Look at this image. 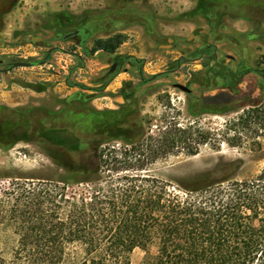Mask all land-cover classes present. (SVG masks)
Here are the masks:
<instances>
[{"label": "rangeland", "instance_id": "rangeland-1", "mask_svg": "<svg viewBox=\"0 0 264 264\" xmlns=\"http://www.w3.org/2000/svg\"><path fill=\"white\" fill-rule=\"evenodd\" d=\"M78 1V13L69 14L67 7L71 5L68 0H0V12H6L0 30V77H3L1 73H7L4 70L14 61L36 63L30 67L14 68L11 75L14 81L29 84L31 78L37 81L34 85L48 89L40 95L42 104L37 108L55 113L67 107L65 99L60 97L66 86L62 84L59 87L63 89H60L57 84L64 83L73 73V78H70L72 85L83 84L86 88L97 89L101 92L98 94L104 96L93 103L90 96L98 94H86V97H80L87 101L83 103L79 101V95H74L71 97L74 108L103 111L128 108L132 130L137 134L141 130L145 133L134 144L123 138H109L107 134L97 136L95 141L102 144L101 149L110 148L122 158L125 156L124 148L129 151L132 147L144 145L146 153L154 159L147 167V173L172 185L186 176L203 172H212L219 178L252 179L264 170L261 74L247 75L237 93L223 87L208 92L201 89L203 84L208 85L205 80L211 68H218V58L231 69L243 60L250 66L264 68V15L254 12L250 14L254 20L238 18L229 15L227 7H212L210 13L203 14L199 10L195 12L198 0H155L152 3L147 0ZM24 13L26 18H23ZM65 13L72 17L71 20L64 19ZM93 18H101L103 24L96 26L91 22ZM126 19H132V24L128 25ZM81 27L89 31L90 38L86 42L89 49L94 46L96 38H107L117 33L124 35L125 41L116 52L130 57L132 62L123 63L121 69L109 74L113 63L111 54L101 51L96 57L104 62L95 63L91 61L95 53L87 56L78 38H64L65 32ZM201 30L207 31L201 36L202 42L217 45L216 49L202 55L199 51L194 52L202 42L188 41L192 33L199 34ZM169 38L174 39V45L162 48L160 45L168 44ZM48 52L51 54L49 59L46 56ZM79 56L82 60L78 59ZM197 56L201 58L189 60ZM232 56L235 61L228 58ZM70 59L74 60L71 65ZM135 59L140 62L136 63ZM76 63L85 69L72 68ZM96 70L101 71L99 79L89 78L92 77L90 73ZM155 75L152 81L142 80ZM50 76L53 80H41ZM142 82L144 85H140ZM177 83L191 87L192 93L175 87ZM55 87L57 90H53ZM124 91L132 96L123 97ZM254 107L261 108L259 117L253 115L245 120L239 119ZM33 119L36 123L45 120L51 125H67L62 119L49 118L43 110L36 112ZM183 128L189 129L191 133L188 134L192 136L186 143L180 142L183 139L180 130ZM59 136L71 138L64 131ZM173 138H179L178 142L174 144ZM151 147L156 149V154ZM192 149L197 150L196 155L189 154ZM89 150L81 149L66 157L79 159ZM58 153L45 142L19 141L7 149L0 147V190L6 188L14 177H29L37 181L48 178L60 180L61 185L67 184L70 189L80 192L85 187L78 182L80 176L56 164L52 155L58 157ZM122 153L124 156L121 157ZM11 237V230L0 225V245L7 247L6 241ZM143 257L144 253L136 249L132 255L133 263L141 264Z\"/></svg>", "mask_w": 264, "mask_h": 264}, {"label": "trees", "instance_id": "trees-1", "mask_svg": "<svg viewBox=\"0 0 264 264\" xmlns=\"http://www.w3.org/2000/svg\"><path fill=\"white\" fill-rule=\"evenodd\" d=\"M212 7H227L228 14L238 18L254 20L250 16L254 12L264 15V0H198L195 12L210 13ZM5 13L0 12V30ZM69 14H63L64 19L71 20ZM124 41L120 33L96 38L94 46H84L83 51L87 56L100 50L113 55ZM50 55L46 54L48 59ZM220 74L226 77L224 71ZM239 80L231 87L233 92L239 91ZM122 95L132 96L125 91ZM65 103L67 107L55 113L0 106L1 148L19 141L45 142L59 151L60 156L52 155L56 164L80 176L78 182L85 186L76 192L60 180L14 177L0 190V225L12 232L7 247L0 245V264H134L136 249L144 253L141 264H264V170L252 179L203 172L172 185L147 173L154 159L144 145L124 148L120 158L117 151L103 150L95 141L104 134L129 144L140 140L145 133L132 130L128 108L76 109L71 98ZM40 110L67 125L36 123L33 116ZM260 111L254 107L239 119L259 117ZM61 131L71 138H60ZM180 132L181 143L192 137L187 128ZM86 148L91 152L79 159L66 157ZM151 151L157 152L152 147ZM189 154L196 155L197 150Z\"/></svg>", "mask_w": 264, "mask_h": 264}, {"label": "crops", "instance_id": "crops-1", "mask_svg": "<svg viewBox=\"0 0 264 264\" xmlns=\"http://www.w3.org/2000/svg\"><path fill=\"white\" fill-rule=\"evenodd\" d=\"M37 1L46 2V1H52V0H37ZM68 1L70 3L71 7H67V11L71 14H77L78 12L76 10V8H77L76 6L77 5L79 6L80 1H78V0H68ZM147 2L152 3V2H155V0H147ZM83 10H85V9H83ZM26 17H27V15H26V13H24L23 18H26ZM101 24H103V20H101V19L95 23L96 26L101 25ZM100 52L101 51L96 52L94 55V58H92L91 61H93L95 63L104 62L100 57H96ZM73 61H74L73 59H70V65H71V62H73ZM77 64L78 63H76V65H75L77 67L73 66L72 68H76L79 71H83L85 69V67H82V66L77 65ZM67 66L69 69V65H67ZM101 69H102V67H100V70ZM99 72H101V71L96 70L94 73L91 72L90 74H92V77H89V78H93L94 80L99 79V75H100ZM1 75L3 77H0V106L2 105V106L11 107V108L40 107L39 104H42L40 102V95L45 93V91L48 89H44V90L37 89L38 87L34 86V84H37V81H33L31 78H29V79H30V82L32 84L30 82H29V84H25L23 82L14 81L13 80L14 77L11 75V70L7 71V73L3 72V73H1ZM70 78H73V73L72 74L70 73L69 77L65 79L64 83H58L57 84V87L60 89H63L62 87H59L62 84H64L66 86L65 93L60 95V97L63 99H70L74 95H79V98H80V97L86 96V94L101 93L97 89H89V88H82L81 89L78 86L79 85L78 83L72 85L70 82ZM41 80H53V76H50L48 79H41ZM91 84H94V83H89V85H91ZM57 87H55L53 90H57ZM103 97L104 96H102L101 94L92 95L91 101L93 103H96L99 99H102Z\"/></svg>", "mask_w": 264, "mask_h": 264}, {"label": "flooded vegetation", "instance_id": "flooded-vegetation-1", "mask_svg": "<svg viewBox=\"0 0 264 264\" xmlns=\"http://www.w3.org/2000/svg\"><path fill=\"white\" fill-rule=\"evenodd\" d=\"M128 25H131V24H128ZM76 30H80V32L73 37H76L79 39L80 46L83 50L84 46L86 47V42L90 38L89 31L87 29L81 27L78 29L71 30L69 33L76 31ZM69 33H67V34H69ZM67 34H65V35H67ZM192 34H193V38L191 40H189V37ZM192 34L188 37V41L202 42L203 39L201 38V36H202V34H207V31L201 30L199 34H197V33H192ZM194 36H197V37H194ZM35 38L36 37H33L34 40H36ZM169 39H172V38H169ZM169 39H168V44H161L160 46L171 45V47H172L174 45L173 44L174 39H172L171 42L169 41ZM216 46L217 45H212V44H208L206 42H202L201 45L197 49H194V52L199 51V54L202 55V54H205L207 51H211L212 49H216ZM171 47H169V48H171ZM197 57L195 59H189V60H195L196 61V60H199L201 58L200 56H197ZM129 58L130 57L125 56V55H124V58H120L117 53L113 54V56H112L113 63L111 65L108 73L112 74V73L117 72V70L121 69L123 63H126V62L131 63L132 61L129 60ZM228 58L231 61H235V57H233V56L228 57ZM135 60H136V63L140 62L138 59H135ZM217 63H218V68L212 67L211 72L209 71L210 72V78L207 77V79L205 80L208 85L203 84L201 86L202 91H203V87L206 89L204 92L216 90L219 87H223L221 85V83L224 82V83H226V85L223 88L228 89L231 92H233V90H231V87H233V85L235 84L234 83L235 80L240 79L236 84L238 86V89H239V86L242 85L243 80L245 79V77L247 75L252 74V73H256V74L259 73L262 76V80H261V84H260V88L262 89L261 92H262V94L264 93V68H258V67L250 66L244 60L240 61L239 65L235 69L227 68L225 66V63L220 62L219 58L217 59ZM114 65H115V70L113 72H110L112 66H114ZM206 66H208V65H206ZM214 68H215V70H214ZM221 71H224L225 76H226L225 78H221V76H220ZM140 74L143 75V71H140ZM155 78H156V75H155V77H153V78L151 77L149 79L142 78V80H143V82H149ZM208 78H209V80H208ZM143 82L140 85H144ZM187 87H189V86H187ZM189 88L192 90L191 87H189ZM190 93H192V91ZM261 95H260V99H263L264 97L261 98Z\"/></svg>", "mask_w": 264, "mask_h": 264}, {"label": "water", "instance_id": "water-1", "mask_svg": "<svg viewBox=\"0 0 264 264\" xmlns=\"http://www.w3.org/2000/svg\"><path fill=\"white\" fill-rule=\"evenodd\" d=\"M203 31H206V30H203ZM79 32H80V30L73 31V32L65 35L64 38L68 39L70 37H73V36L77 35ZM194 37H197V36H194ZM192 38H193V34L189 37V40H191ZM35 39L37 41L41 40L40 37H36ZM169 41L171 42L172 39H169ZM161 47L162 48H169V47H171V45H162ZM50 51H52V50H50ZM0 62H2V61H0ZM30 66H33V63L29 62V61H14V62L10 63L8 65V68L5 69L4 71H9V70H12V69L17 68V67H30ZM114 70H115V65L112 66L110 72H113ZM174 86L179 88V89H181L184 92H187V93H190L192 91L189 87H187L186 85L180 84V83H177ZM205 90L206 89L203 87V91H205ZM263 97H264V93L261 95V98H263Z\"/></svg>", "mask_w": 264, "mask_h": 264}]
</instances>
